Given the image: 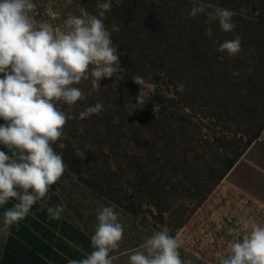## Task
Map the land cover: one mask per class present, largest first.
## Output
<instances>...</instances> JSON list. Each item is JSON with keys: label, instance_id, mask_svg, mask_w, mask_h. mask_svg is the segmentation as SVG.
Instances as JSON below:
<instances>
[{"label": "rangeland", "instance_id": "rangeland-1", "mask_svg": "<svg viewBox=\"0 0 264 264\" xmlns=\"http://www.w3.org/2000/svg\"><path fill=\"white\" fill-rule=\"evenodd\" d=\"M33 2L31 15L62 31L69 15H98L103 0ZM194 2L232 10L233 32L221 31L216 23L209 37L206 16L188 15ZM103 20L109 30L119 27L111 40L123 79L103 78L99 88L81 80L73 86L86 98L71 106L58 103L73 117L53 145L67 169L44 201L31 208L42 222L33 225L66 261L80 260L93 251L98 211L115 205L125 231L112 253L114 264H127L128 253L144 237L163 229L184 241L182 258L218 264L216 252L243 235L229 234V228L241 227L245 219L264 224V206L225 178L202 201L192 195L198 181L203 184L222 156L246 140L264 113V29L259 26L264 25V0H112ZM235 35L241 38L240 53L218 51ZM137 75L142 86L132 79ZM181 84L183 91L177 88ZM141 90L143 104L137 103ZM160 94L162 104L156 99ZM97 102L102 112L79 119ZM56 206L64 209L59 220L47 212Z\"/></svg>", "mask_w": 264, "mask_h": 264}, {"label": "clouds", "instance_id": "clouds-1", "mask_svg": "<svg viewBox=\"0 0 264 264\" xmlns=\"http://www.w3.org/2000/svg\"><path fill=\"white\" fill-rule=\"evenodd\" d=\"M112 0L98 3V15L81 17L69 15L65 28L38 22L31 11L33 0H0V207L10 199L18 201L3 212L0 233L24 219L34 204L44 201L50 187L57 183L67 169L62 153L53 145L64 135L69 119L58 103L75 105L86 97L73 85L91 80L93 88L100 87L103 78L123 79L120 74L118 49L111 40L112 32L103 17L111 10ZM206 16V34L211 37L212 25L218 23L225 33L233 32L235 13L211 3L194 2L188 15ZM229 56L242 51L241 38L235 35L218 48ZM143 85L140 76L132 77ZM179 91L184 86H177ZM137 103L143 104L141 90ZM103 111L99 102L79 113L84 120ZM62 149L63 143L59 144ZM62 206L48 207L49 218L59 220ZM91 236L93 251L80 260L68 259V264H114L112 253L120 247L124 226L118 220L115 205L102 207ZM226 251H217L218 264H264V224L245 219L241 227L229 228L238 234ZM184 241L169 234V230L154 231L128 253L127 264H192L182 258Z\"/></svg>", "mask_w": 264, "mask_h": 264}, {"label": "crops", "instance_id": "crops-1", "mask_svg": "<svg viewBox=\"0 0 264 264\" xmlns=\"http://www.w3.org/2000/svg\"><path fill=\"white\" fill-rule=\"evenodd\" d=\"M0 150L7 151L2 145ZM234 189L264 206V129L250 145L225 177ZM10 199L0 207V226L3 212L17 203ZM40 202H37L36 206ZM37 215L31 212L18 223L12 225L5 235L0 233V264H54L49 260V241L43 232L33 225Z\"/></svg>", "mask_w": 264, "mask_h": 264}, {"label": "trees", "instance_id": "trees-1", "mask_svg": "<svg viewBox=\"0 0 264 264\" xmlns=\"http://www.w3.org/2000/svg\"><path fill=\"white\" fill-rule=\"evenodd\" d=\"M259 26L262 29H264V25L261 24ZM156 99L160 104L164 103L165 101L163 94L158 95ZM263 129H264V113L258 118L253 132L249 136H247L246 140L243 141V143H241V145L237 147L235 151H232L230 153H225L222 156L221 162H219V167L217 168L212 167L210 169L208 179H206L203 184L202 182L198 181L197 184L198 190L192 193V195L198 196L199 201L205 199V197L210 193L213 187H215L221 180H223L226 177L227 173L231 170L234 164L240 159V157L250 147V145L259 137ZM176 185L178 186V183H176ZM176 185L173 184V189H176ZM193 210L194 209L192 208L189 210L187 209V214H184L178 219L179 222L177 224V228L183 226L186 216L188 215L187 217H189L193 213ZM47 255L49 257V260L50 261L52 260L54 264H68V261H66L65 258H62L61 254L56 250L55 246L52 245L51 242H49V253ZM69 255L70 254H68L67 257L70 258L71 256Z\"/></svg>", "mask_w": 264, "mask_h": 264}]
</instances>
